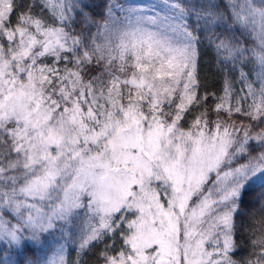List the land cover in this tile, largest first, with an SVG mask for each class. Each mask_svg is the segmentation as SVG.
<instances>
[{"label": "snow or ice", "instance_id": "1", "mask_svg": "<svg viewBox=\"0 0 264 264\" xmlns=\"http://www.w3.org/2000/svg\"><path fill=\"white\" fill-rule=\"evenodd\" d=\"M0 264H264V0H0Z\"/></svg>", "mask_w": 264, "mask_h": 264}, {"label": "trees", "instance_id": "2", "mask_svg": "<svg viewBox=\"0 0 264 264\" xmlns=\"http://www.w3.org/2000/svg\"><path fill=\"white\" fill-rule=\"evenodd\" d=\"M130 0H128L129 2ZM212 60L211 53L205 55L202 60V68H201V76L206 77V84L209 91H216L219 94L221 83L220 78L216 75H214L213 72H209L208 68L210 66L209 62ZM237 88H239V85H237ZM203 91V90H202ZM242 247L244 248L243 255H247L249 251H251L250 246L248 244H243ZM75 257V254L73 253V258ZM239 258V257H237Z\"/></svg>", "mask_w": 264, "mask_h": 264}, {"label": "rangeland", "instance_id": "3", "mask_svg": "<svg viewBox=\"0 0 264 264\" xmlns=\"http://www.w3.org/2000/svg\"><path fill=\"white\" fill-rule=\"evenodd\" d=\"M151 0H130L128 3H133V4H148L150 3Z\"/></svg>", "mask_w": 264, "mask_h": 264}]
</instances>
